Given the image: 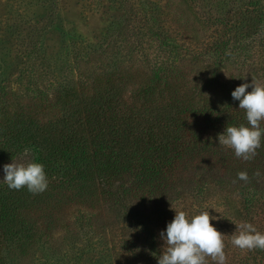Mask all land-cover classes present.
Segmentation results:
<instances>
[{
    "label": "rangeland",
    "instance_id": "374dc122",
    "mask_svg": "<svg viewBox=\"0 0 264 264\" xmlns=\"http://www.w3.org/2000/svg\"><path fill=\"white\" fill-rule=\"evenodd\" d=\"M106 74L130 84L127 104L142 111L167 105L156 94L140 95L148 87L162 94V80L171 79L168 87L176 83L191 103L211 106L202 121L211 108L221 109L214 127L198 120L203 133H221L229 125L223 104L233 100L234 88L252 78L264 83V0H0V86H10V104L22 101L11 113L28 103L26 112L56 118L58 86L89 89ZM231 115L241 123L236 110ZM184 122L198 131L194 116ZM235 157L215 144L181 162L176 174L158 175L153 194L130 193L121 201L104 185L88 199L61 189L44 191L33 204L26 196L30 204L19 211L11 241L1 245L0 264H157L166 247L160 232L174 209L193 215L208 208L218 218L210 223L224 234L223 264H264V250L231 243L235 224L250 222L264 232V179L263 189L246 194L232 178ZM32 159L29 151L0 156V178L4 164Z\"/></svg>",
    "mask_w": 264,
    "mask_h": 264
},
{
    "label": "trees",
    "instance_id": "16d2710c",
    "mask_svg": "<svg viewBox=\"0 0 264 264\" xmlns=\"http://www.w3.org/2000/svg\"><path fill=\"white\" fill-rule=\"evenodd\" d=\"M33 73L30 75L35 76ZM170 80H162L161 84H165L162 94L155 92L156 87L145 88L142 93L146 95H140L142 99L160 96L167 105H154L144 111L127 104L131 86L117 80L114 74H106L103 84L96 83L89 89L77 83L59 84L54 100L61 114L56 118H40L26 112L28 108L23 105L28 103L20 104V110L11 113L9 109L22 101L10 104L7 95L10 86L3 84L0 86V156H17L28 149L33 159L44 164L49 181L46 191L50 193L60 194L61 189L66 196L80 194L88 199L104 185L108 188L104 192L118 201L126 200L130 193L153 194L155 186L151 188V182L158 180V175L176 174L181 162L193 161L202 157L203 151L210 153L215 144L218 146L219 131L203 133L198 120L200 124L209 121L214 127L219 121L215 111L221 109L211 108L209 120L202 121L205 110L211 106L204 101L197 107L188 97L191 94L180 91L176 83L168 87ZM158 81L154 86L160 85ZM30 100L32 103L34 98ZM238 103L227 99L223 104L225 113H229L224 115L226 124L235 122L231 118L232 110L240 114L241 123H247ZM189 116L197 119V132L185 127L184 119ZM261 126L264 127V122ZM234 160L237 169L232 178L246 187L243 191L249 194L263 189L259 181L264 179V138L251 159L235 157ZM241 171L248 175L246 182L237 179ZM126 182L129 187H125ZM25 191L26 188L17 191L0 187V241L2 236L6 241L0 242V247L9 243L16 233L13 229L19 211L30 204L26 196L33 197V204L46 192L33 195ZM10 245L4 251L10 250Z\"/></svg>",
    "mask_w": 264,
    "mask_h": 264
},
{
    "label": "clouds",
    "instance_id": "9594fccd",
    "mask_svg": "<svg viewBox=\"0 0 264 264\" xmlns=\"http://www.w3.org/2000/svg\"><path fill=\"white\" fill-rule=\"evenodd\" d=\"M231 97L239 102L238 108L244 111L247 123L226 126L217 134V143L230 148L237 158L249 160L255 155L264 138V127L261 126L264 122V83L256 82L252 78L250 82L236 86L231 92ZM27 151L28 149H25V152ZM2 171L0 183L10 190L19 191L26 188L29 193L37 195L48 187L45 166L38 160H12L3 165ZM237 179L246 182L248 175L245 171L238 172ZM208 209H202L193 215L174 209L173 219L160 232L166 247H163L157 264H206V257H211L215 264H223L224 234L214 223H210L218 218L210 215ZM235 226L231 238L234 247L241 250H264V232L259 231L250 222H241Z\"/></svg>",
    "mask_w": 264,
    "mask_h": 264
}]
</instances>
